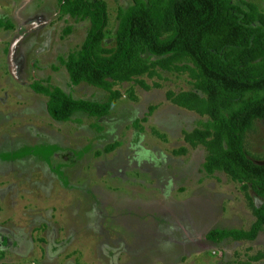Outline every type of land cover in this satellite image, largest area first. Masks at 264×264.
Returning <instances> with one entry per match:
<instances>
[{"label": "rangeland", "instance_id": "374dc122", "mask_svg": "<svg viewBox=\"0 0 264 264\" xmlns=\"http://www.w3.org/2000/svg\"><path fill=\"white\" fill-rule=\"evenodd\" d=\"M104 1L112 46L117 9L130 0ZM246 1L264 12V0ZM0 19L12 24L0 28V264H264L252 259L264 250V228L253 240L205 237L212 228L249 229L255 217L244 194L261 199L222 172L205 173V148L183 140L206 120L166 98L191 89L187 74L143 76L149 89L118 84L107 115L58 122L33 83L76 99L107 96L72 85L60 61L81 45L88 22L60 16L58 0H0ZM244 148L264 163L263 120Z\"/></svg>", "mask_w": 264, "mask_h": 264}, {"label": "trees", "instance_id": "16d2710c", "mask_svg": "<svg viewBox=\"0 0 264 264\" xmlns=\"http://www.w3.org/2000/svg\"><path fill=\"white\" fill-rule=\"evenodd\" d=\"M58 13L88 22L81 45L60 58L70 83H88L107 96L104 101L76 99L60 87L33 83L32 89L47 98L48 115L58 122L75 112L100 118L121 96L116 85L134 82L149 89L143 76H159V70L187 74L191 89L168 90L166 98L206 120L184 131L183 140L205 148V173L222 172L261 199L255 205L244 194L255 217L249 229L212 228L205 237L213 242L255 239L264 228V163L248 157L244 137L254 121H264V12L246 0H130L117 9L112 46L105 44L111 32L104 0H58ZM1 27L12 24L0 19ZM184 151L180 147L173 153ZM261 257L264 250L252 259Z\"/></svg>", "mask_w": 264, "mask_h": 264}, {"label": "clouds", "instance_id": "9594fccd", "mask_svg": "<svg viewBox=\"0 0 264 264\" xmlns=\"http://www.w3.org/2000/svg\"><path fill=\"white\" fill-rule=\"evenodd\" d=\"M143 155L146 157V156L148 155V153L145 152V153H143ZM161 157L164 158V157H163V153L161 154ZM153 159H154V157H153ZM157 163H159V161H157Z\"/></svg>", "mask_w": 264, "mask_h": 264}]
</instances>
